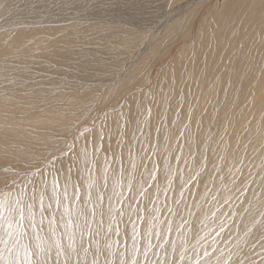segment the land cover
<instances>
[{"label": "bare ground", "instance_id": "1", "mask_svg": "<svg viewBox=\"0 0 264 264\" xmlns=\"http://www.w3.org/2000/svg\"><path fill=\"white\" fill-rule=\"evenodd\" d=\"M4 1L6 0H0L1 3ZM62 1L60 3H64V1L66 0H64L63 2ZM41 2L45 6V10H44L45 12H47L46 11L47 7L53 9L56 7V4L60 5L58 0H54V1L40 0V3ZM69 3L70 1L68 2V4L66 3L65 4L69 5ZM101 4L103 5V3ZM25 5H27V3H25ZM62 5L63 4H61L60 7H64ZM21 6L22 5H20L19 7ZM30 6L28 4L27 7L26 6L25 7L26 9H28V7ZM211 6H212L210 7V13H212L211 18H209L206 23L200 22L201 20H199L196 23V27L193 28L194 29L193 37L190 36L191 39H188V41H185L186 38H189L190 35L188 29H185L181 32L179 31L180 33H178V35L175 36L174 35L175 33L172 30L174 29V27L172 25L165 27L164 30L165 35L163 37L164 39L163 40L161 39L162 41L157 43V45L153 47L151 52L155 54L168 53L176 43L178 44L177 46L178 48L172 51L173 53L171 54L172 58L169 59L170 63L169 60L167 59L164 62L163 66L158 68L156 67L153 68L155 72L158 71L156 73L157 75L162 74L160 77V81L159 79L158 81L163 82V87L160 88V86L157 85L158 84L157 81V84L155 86L156 90L154 92L152 90L151 91L149 90L145 94L142 93L136 95L135 99L132 101L129 99L130 100L129 114L127 113L125 117H121L120 114L112 118V124L114 125L113 130L115 133V140L118 141V144L117 145L115 144L113 146L114 149L113 155L115 156L107 157L106 155V157L109 158V160H107V158L103 156L104 160L106 158L107 161L106 165L110 163V167H107L105 165V169L109 168L111 177L114 175L119 176V174L126 175L128 173V170L127 173L125 172V170L122 171L125 162V155H122V153L134 152L136 145V144L134 145V143L137 141V139L135 138L136 136L132 137L131 134L129 135L130 130L129 131L125 130L127 133L125 137L127 141L125 143L121 142V140L118 139H120L122 136V132H123L122 130L130 126L131 121L134 120L136 116L138 117L137 113L139 114L140 110H137L135 105L137 104L136 106H138L139 109L141 107V103L147 105L149 103L150 106L149 105L148 106L151 107V111H153V113L149 111L151 112V114H153V117L149 116V118L151 119V121H153V118H155L154 114L156 116L157 115L160 116V114H162L160 117L163 118V114L167 110L165 108V104L167 100H165V97L162 99L161 96L163 97L165 93L171 95L169 100L170 107H168L169 108L168 111L170 113L167 114V118H165L163 123L164 124L166 123L172 134L174 133L178 134L181 131L184 132V134L181 135L182 138L181 142L179 140L180 143H177L178 141L176 137L174 138L167 137L166 140L167 141L170 140L171 143L177 141L176 146L172 144L170 145L161 144L158 146V149L160 148L159 150L161 153L166 155L168 151L170 152L171 160L167 157H163V156L157 157L155 156L156 154L155 155L151 154V151L156 147V145L154 144L157 142L154 141L153 144L150 146L151 140L156 135V133L153 132L151 133L149 138L150 141L148 145L149 146L148 156L146 154L142 156L143 162H141L140 158H137L136 161L133 162L131 161L133 164L137 165L138 168H143L145 170V168L147 167L148 160H150L151 157L156 159V161L153 164H155L154 166L155 168L158 167L156 169H159L158 177L160 178H158V180L160 179L161 183L159 184L158 181L157 183L159 185L156 184L158 185L157 192L159 193V196L158 193L156 194L158 196L156 197L157 198L156 209L155 211L153 210L151 213V209L149 210L150 205L148 206V203L150 202L148 201V203L146 202L148 212L150 213L151 217L154 216L157 218L160 217L164 219V216L166 215L165 209H168L170 206L166 208L168 201H166L165 199H167L168 194L164 198L162 197L163 194L166 193L169 188L172 189L173 186L179 187V182L183 177V174L185 177H188V179L190 178L192 179L194 176H196L197 170L199 169L198 165H200V160L195 161V163L197 162L195 164L193 162L194 158L197 157L201 158L203 156H208L207 158L208 166L206 169V174L202 176L203 178L199 179V181L197 179L198 182L194 181L195 185H197L196 187L194 186V188H196V190L199 191V197L198 198L195 197L196 199L191 202V206H192V207L190 206L191 212L189 211L188 206L182 207L183 209L182 210L181 204L179 205L176 202L180 206V210L177 212L178 215L177 216L173 215L174 217L172 218V215L168 213L169 215L168 216L166 215L168 218H166L163 224L168 226V223L174 222L175 224L173 225H177L178 227H180L183 224L181 223V225H179L183 217H187L185 219V227H186L188 225L186 224L187 223L186 220L189 221L190 218H193V222L190 223V225L192 224V227L190 226V229H193L191 230V232L192 231L193 232L190 235L193 236L195 245L192 248L186 249L188 250L187 253L184 252V257L182 256L183 259H185L186 257L187 262H184L186 264H197V262H199V264H264V0H223L221 3L218 2L217 4L215 3L214 6L213 5ZM10 7L12 6L10 5ZM32 7L30 8V10L32 9V13H34L36 9L33 12L34 7L33 8ZM0 8L2 7L0 6ZM35 8H39V7L35 6ZM87 8L88 5L86 6L85 9ZM64 9H62L61 12H63ZM219 9L220 11H218ZM246 10H248L249 12L246 13ZM23 11L21 9L22 14ZM67 11L69 12V10ZM27 12H25L26 16L24 14L25 17H27L28 15ZM61 12L59 13L61 14ZM35 13L37 14V12ZM63 13H65V11ZM30 14L31 13H29V15ZM44 14L46 13H43V15ZM60 14H59V18L61 17L63 20H65L64 22L68 24L67 26H57V29H54L55 25L54 23H52L53 21L49 20L51 23H48V21L43 22V18L42 20L40 18L41 21L39 19L36 20L41 23H38L35 20L36 24L33 23L27 26L25 31L21 30L20 27L21 24L16 25L18 23L15 22L9 24L10 25L9 28H11L9 31L5 33L1 32L0 34L3 36L0 37V61L6 60V58H8L9 61H12V59L16 57H18L20 60V68L12 69L11 72V74L13 72L15 73L17 72V74H15L13 77L9 75L7 78L10 79L12 83L8 84L3 92H0V158H2V164L4 165L10 164L11 166L14 165L15 167L16 166L15 162L18 160L20 162V167H22L26 162V160H23L22 158L23 157L22 152H26L25 149L23 148L24 145L26 146L30 143L33 144L40 143V141L42 144L43 142L42 140L44 141L46 140L48 142L52 141L53 139L51 140V137L57 134L56 129L57 130L60 129V127L66 125V123H71V120L74 119L75 117V114L72 113V109H74L75 105H73L72 101L69 100L61 102L58 108L50 107L41 112L38 111V109H36L37 111L34 110V108L36 107L35 105L36 101L43 102L47 98H50V95L55 94V92H57L59 87V84L57 83L52 84L46 78L36 79L37 74L43 75L49 72V68L45 64L41 66V65H37V63H41L42 61H45L46 63L47 60H54L57 62L61 59V56L63 54H66L65 50L74 49L77 46V43H82L83 45L90 44L88 42H90V40L93 39L94 37L96 38L103 37L105 42L104 49L106 50L118 52L123 49L124 51L127 52L130 49V45H128V42L131 41V38L134 37L136 33L140 34L141 36L146 34L144 30L142 31L139 30L136 33H134L133 30L129 32L130 30L126 28L122 30V33L119 35L120 38L118 39V42H111L114 38H111L107 34H105V32L107 31H105L104 27L99 29L100 34H97L95 32L94 23L96 19L94 18L95 16L93 15V13L91 14L90 12L89 15H87L88 13H84V15H81V19H79L78 16H77L78 18L75 17L78 14H73V15L71 14V16L69 14L68 15L67 14L60 15ZM85 14L86 17L82 18V16H85ZM18 15L20 14H17V16ZM54 15L53 18L57 16ZM45 17L44 19L47 20V18ZM183 18L184 17H182L181 19ZM59 20L60 19H58V22ZM21 22H24V19ZM60 22L62 23V20ZM71 22L73 23L72 25L70 24ZM180 22L181 20L178 21V24H180ZM26 24H29V22ZM55 24L58 23L55 22ZM77 25L79 26L81 25L82 27L77 30L75 29V26ZM6 27H4L5 31H6ZM63 28L70 29V31L67 33L66 32L62 33L61 30ZM253 30L255 32L252 34ZM11 31H14V33L11 34ZM182 36L185 38V40H183L185 42L178 41L182 39ZM75 51L78 50H74L73 52ZM4 53L8 54L9 56H5ZM8 60L7 62H9ZM147 60L148 59H146V61ZM101 65H103V63H101ZM54 66L56 70L58 69V67H60L59 64L57 66L55 64ZM164 66H165L164 71L160 72L159 70L161 68H164ZM110 69L111 68L109 67V70ZM105 70H108V67ZM1 73L2 76L4 77L6 72L4 73L1 72ZM154 78H155L154 83H156L157 77ZM173 83L174 85H172ZM14 86H17V88L13 89ZM53 88L55 90H52ZM225 89L226 91L223 92ZM145 98L146 99L151 98L150 102L144 103L143 100ZM67 101L69 102L65 104V102ZM181 106L185 107V109L187 110L190 108L192 109V111L190 112L191 114L186 118V120H183L182 117L183 115H181L184 112V108L179 113L175 112ZM230 106H233V108L236 107L235 110L233 111V114L227 112V109ZM141 110H142L141 111V115H142L143 114L142 112H144L145 109L143 110L142 108ZM144 113H147V111H145ZM44 115L46 116V118L42 120V117H44ZM159 116L158 118H160ZM214 117L215 119L217 117L220 120L221 128L220 130L218 128L219 131L215 134L214 137L212 136L213 138L211 137L212 140L211 142H209L208 128L206 126L209 124L208 121L213 120ZM164 126L165 125H163L162 127ZM152 127L150 129H152ZM75 128H76V124H75ZM71 129L73 130L72 127ZM153 130H155V128H153L152 131ZM68 133L70 132H68V130L66 129L64 134H68ZM40 134L43 135L42 139H41L42 136L40 137ZM179 136L180 134H178V137ZM207 143H211L212 148L206 151L205 148ZM181 148L183 149V151L180 154L179 151L181 150ZM32 149L33 148H31V150ZM139 150L137 151V153L139 152L142 154V152H140ZM106 152H108V149L106 150ZM106 152L104 153V155L110 153L111 151L108 153ZM157 154H159V151L157 152ZM131 159L133 158L131 157ZM86 161L89 165L88 159ZM11 163H13V165ZM126 163H128V161ZM83 164H81V166ZM28 166L29 165L27 166L24 165L23 167H28ZM83 166L80 167L79 169L80 171L84 169ZM103 170L104 169H102V171ZM85 171L88 170L86 169ZM59 172L60 173L56 179L57 181L63 182L68 176L67 175L68 172L66 173L63 167L60 169ZM78 173L81 174L83 172L78 171ZM89 173L91 174V172ZM173 173L174 174L176 173V178L174 179L173 182L166 184L168 177H173L174 175ZM83 175H86V172L85 174H81L77 176V177L80 176L79 183L82 185L84 183L80 182L81 178L82 179L86 178V177L84 178ZM146 175H149V170L146 171ZM136 178L139 179L140 177L138 176ZM86 179L89 180L90 178H86ZM98 179L99 178L93 180L95 184L98 182L100 183ZM76 180L77 178H75V181ZM140 180L143 179L141 178ZM147 181H148L147 183H149L148 179ZM153 181H155L154 178ZM185 181L187 182L189 180H185ZM102 184L103 183H101V187ZM142 184L143 183L141 182V185ZM48 187H50V185ZM141 187L142 186H140V188L138 187V189L143 188ZM181 188L182 187L178 189ZM194 188H192V190H195ZM100 190L97 189V192L95 193L94 199L96 202H94L93 204L92 211L91 210L89 211L91 206L87 205V203L85 204L84 207L82 206L83 208L82 210H80L81 208L79 209L81 211V215L80 216L77 215V216L80 217L79 218L80 222H85V223L88 222L89 220L88 218L92 217L91 213L95 211L98 212V210H100L103 202L102 201L103 198L100 197L102 196L101 195L102 192H100ZM192 190L190 188L189 191ZM177 191L178 190L176 189L175 196H177ZM195 193L197 192L195 191ZM203 193L204 196L207 197L210 195L212 196L213 198L212 209H206V210L203 209V199H204L202 196ZM71 196H73L74 198V194ZM78 198L77 200H79ZM151 198L148 197V199ZM153 199L154 198H152L151 200ZM65 201L68 202V200ZM140 201L142 202L143 200L140 199ZM75 203L77 204V202ZM49 204H52L54 206L52 208H47L43 213V222H44V226L42 227L43 230L40 231L41 228L37 225V223H35L36 227L34 228L32 223L30 222L31 218L26 219V225H27V234L29 236L28 238L31 239L33 248L39 250L37 245L40 242L37 241L36 239V233H38L39 236L43 238L42 243L48 255L51 254V257L48 258L54 259L56 258L57 250L55 248V241L57 239L60 240V242L64 245V248L66 250L69 249L68 247L70 243L69 236L70 235L72 236V230L70 228L71 218L70 216L66 215V211H65L66 207L64 205L65 204L64 202L59 207V212H57L58 215L56 216L55 221L52 224H50L49 221L50 219H52L56 207H55V201L53 202V199L45 203V205H49ZM138 205L142 206L143 204L142 205L138 204ZM75 208L77 209V207ZM124 208H123V212H126L125 211L126 209ZM38 209L35 212V221L41 220V217L40 218L38 217L41 216V212ZM170 209H172V207ZM138 210H140V208ZM145 212L146 210L143 213ZM131 213L135 215L136 223H138L139 220H141L140 219L141 212L139 213L140 215L135 214L137 212L135 213L131 212ZM189 213H191L192 216H190ZM99 217L100 219L98 218L99 221L97 225L100 227L99 233L97 234L94 233L95 236L93 235L94 236L93 239H91V241L88 242V244L86 243V240L85 242L82 241L83 239L81 241H82V246L85 248L87 247L86 244L90 245L91 247L93 245H95L96 247L98 246L99 249L96 248L97 251L96 252L94 251L95 253H93V255H96L93 258V260H98L99 264H105L106 262L105 261L106 259L104 258L105 253H103L104 250H102L104 249L103 244L104 241L106 240L104 239V235H105L104 230L106 226L110 227L112 224H114V221L110 219L108 216L99 215ZM144 217L143 219H145ZM176 218L177 220H175ZM211 218H213L212 221L213 226L209 224V219ZM154 220L155 218L153 219V221ZM153 221L150 219L148 220V222H150L151 224L153 223ZM169 225H171V223ZM180 232L183 233V231ZM90 233L92 235V232ZM129 235L130 234L126 235L127 238ZM153 236L150 235L149 239ZM180 236L178 237L179 240L176 239L177 241H180ZM192 236H189L190 237L189 241H185V242L187 243L191 242L193 240ZM28 238L26 240H28ZM177 243H175V245ZM180 244H184V243H180ZM149 245L152 246V242L151 244L149 243L148 246ZM181 250L184 251L183 248ZM150 252H153V250H151ZM175 252L180 256L179 250ZM64 258L65 256L60 257V259H64ZM88 259L92 260L90 258ZM92 261L90 262L84 261V262L85 264H91ZM154 262L152 260L150 263L149 262L148 263L154 264Z\"/></svg>", "mask_w": 264, "mask_h": 264}, {"label": "rangeland", "instance_id": "2", "mask_svg": "<svg viewBox=\"0 0 264 264\" xmlns=\"http://www.w3.org/2000/svg\"><path fill=\"white\" fill-rule=\"evenodd\" d=\"M25 1L26 0H6L2 3L0 2V6L2 7V8H0V34H1V32L5 33L7 31H9L11 29V28H9L10 27L9 24L15 23V22L18 23L16 25H20V24L22 25L23 24L24 26L20 25V27H21L22 31H25L27 26H29L33 23L36 24V22L41 23V22L37 21L38 19L40 20V18H41V20L43 18V22L48 21V23H51L50 21H53L52 23H54V25H55L54 29H57V26H67L68 24L64 22L65 20H63L61 17L59 18V14H60L59 12H61L62 9H64V8L66 10L64 9L63 12L64 11H65V13L67 12L66 13L67 15L69 14L71 16V14L72 15L78 14L75 17L78 16L79 19H81V15H84V13H88L87 15H89L90 12H91V14L93 13V15L95 16L94 18L96 19V21L94 23L95 32L97 34H100L99 29L104 27L105 31H107V32H105V34H107L111 38H114L111 42H118V39L120 38L119 35L122 33V30H124L126 28H128L130 30V31L128 30L129 32H131L133 30L134 33H136L139 30H141V31L144 30V32L146 34L141 36L140 34L136 33V35L131 38V41L128 42V45H130V49L127 52L124 51L123 49L118 51V52L106 50V49H104L105 42H104L103 37H99V38L94 37L93 39H91L92 41L90 40V42H88L90 44L83 45L82 43H77V46L75 47L76 49L74 48L72 50H65L66 54H63L61 56V59L57 62L54 60H47L46 63H45V61H42L41 63H37V65H41V66L45 64L49 68V72L47 74H43V75L37 74L36 79L46 78L52 84H55V83L59 84L60 88L58 87L57 92H55V94L50 95V98H47L45 101H43V102L36 101V104H35L36 107L34 108V110L38 109V111L41 112V111H44L50 107L58 108L60 106L61 102L69 100V101H72L73 105H75L74 109H72V113L75 114V117H74V119L71 120V123H66V125L61 126L64 129L67 127L66 129L70 133L64 134L66 129L64 130L60 127L61 131H60V129H58V130L56 129L57 134L60 135L62 133L63 135L62 134L60 136L57 134L53 135L51 137V140L53 139L52 141L48 142L46 140L45 141L42 140L43 141L42 144L40 141V143H34V144L30 143L26 146L24 145L23 148L25 149V151L27 153L22 152V155H23L22 158H23V160H26L27 163L25 162L24 165H26V166L29 165L28 167H23L24 165L22 167H20V162L18 160L15 162L16 164L14 163L16 165L15 167H14L13 163H11L13 166H11L10 164L4 165V164H2V158H0V189H1L0 199H4L8 203H12L17 197H19L21 200L25 201L26 203H31L32 201L29 197L32 196L33 189L40 190L42 184H46L47 188L44 190V203L48 202L49 200L51 201L52 200L51 196H53V193H52L53 191H52V187H51L53 184V180L55 179L57 181L56 178L60 173L59 172L60 169L63 167L64 171L66 173L68 172L67 173L68 176L66 177V179L63 182L58 181V187H57L58 190L56 189V193L58 192L57 195L61 199L60 200L61 204L65 202L64 205H65L66 209L68 210L66 212V215L70 216V218H71L70 228L72 230V237L74 240L73 247L76 249V251L72 252V249L69 248L66 252V256L71 258L72 264H75L76 260H80L81 264H85L84 261L90 262L96 256V255H93V253H95L97 251V249H99L98 246L96 247L95 245H93L91 247L90 245H87V244L95 236L94 233H96V234L99 233L100 227L97 226L98 221L100 219L99 215L108 216L110 219H112L114 221V224H112L110 227L106 226V228L104 230V234H105L104 239H106V240L104 241V244H103L104 249H102V250H104L103 253H105V255L103 254L104 258L106 259L105 261H107V262L109 261V264H111V262H115V264H119L120 260H122V259H127L130 262L132 258L137 259L139 261V264H145V259H147V261L149 263L152 260H153V262L155 261L154 264H180V262H181V264H182V262H183V264H186V263H184V262H187L186 257H185V259H181V257L182 256L184 257V252L187 253L188 250H186V249L192 248L195 245L194 238L192 235H190L193 232V231L191 232V230H193V229H190V226L192 227V224L190 225V223L193 222V218H190L189 221L186 220V222H187L186 224H188L186 227H185V219L187 217H183V219L181 220L179 225H181V223H183V224L180 227H178L177 225H173V224H175L174 222H170L171 225H169L170 223H168V226L164 225L163 222L166 220V218H168L167 216L169 214L172 215V218L174 216L178 215L177 212L180 210V206H179L180 204H181V209L184 206H188L189 211L191 212V207H192L191 202L196 199L195 197H197V198L199 197V191L196 190V188H194V186L195 187L197 186V185H195L194 181H197V179L199 181V179H202L203 178L202 176H204L206 174V169L208 166L207 165L208 156H203L204 158L203 157H201V158L197 157L199 159L194 158V161H193L194 163H195V161L200 160V165L197 164L199 169L197 170L196 176H194L192 179L190 178L191 179L190 180V179H188V177H185L183 174V177L180 180V182H182V183L179 182V187L173 186L172 189L169 188L170 190L168 189L167 192L163 194V196H162L163 198L166 197L168 194L167 199H165L166 201H168V203H167V207L166 206L165 207L168 208V206H170L168 209H165V214L167 216L165 215L164 219H162L160 217L157 218L154 216L151 217L150 213L148 212V208L146 206L148 201H149L150 203H148V206L150 205L149 210L151 209V213L153 210L155 211L156 206H157V198L156 197L159 196V193L157 191H158V185L161 183V180L160 179L158 180V178H160V177H158L159 176V171H158L159 169H156L158 167L155 168L154 167L155 164H153L156 161V159L151 157V159L148 160L147 167L145 168V170L143 168H138L137 165L132 163L133 161H136L137 158H140L141 162H143L142 156H144V154H146L148 156V153H149L148 152L149 151L148 145H149V141H150L149 138H150L151 133H153V132L156 133V135H155V137H153V139H152L153 141L151 140L150 146L153 144L154 141L155 142L157 141V142L154 144V145H156V147L151 151V154H153V155L156 154L155 156H157V157L158 156L167 157L171 160V154L169 151L165 155V154L160 152V150H159L160 148L158 149V146L161 144H168V145L172 144V145L176 146L177 143L181 142V139H182L181 135L184 134L183 131L178 133V134H180L179 137H178V134H176V133L172 134L170 129L166 125V123L165 124L163 123L165 118H167V114L170 113L168 111L169 110L168 107H170V101L169 100H170L171 95L165 93V95L163 97L161 96L162 99L165 97V100H167V102L165 104V108L167 110L163 114V118L160 117L162 114H160V116L159 115L156 116L154 114V117L156 118V120H155V118H153L154 122L151 121V119L149 118V116L153 117V114H151V112L153 113V111H151V107H149L150 105L148 103V102H150L151 98H149V99L145 98L143 100V102L144 103L147 102L149 106L147 104L141 103L140 108L141 109L143 108V110L145 109L144 112L147 111V113L142 112L143 114L141 115L142 110L140 108L138 109V106H136L137 104L135 105L137 110H140L139 114L142 117L137 113L138 117L139 116L140 117L138 118L136 116L137 118L135 117V119L131 121L130 126L124 128V130H122L123 131L122 136L120 139H118V140H121V142L125 143L127 141L125 138L127 135L125 130H127V131L130 130L129 135L131 134L132 137L136 136L135 138L138 141V142L136 141L134 143V145L136 144L134 152H132V153L126 152L127 154L125 152L122 153V155H125V162H124L125 168L123 167L122 171L125 170V172L127 173V170H128V173L126 175H124V174L120 175L119 174V176L114 175L115 178H114V176L111 177V174L109 172L110 170H109V168H107V167H110V163H108V165H106L107 164L106 158L108 156L109 157L115 156V155H113L114 154L113 146L115 144L116 145L118 144V141L115 140V133L113 130L114 125L112 124V118L117 116V115H120V114H121V117H125L127 113L129 114V112H130V109H129L130 103L129 102H130V100L131 101L134 100L136 95L142 94V93L145 94L149 90L150 91L152 90L153 92L156 90L155 86L157 84L158 79L160 81V77L162 74L157 75L156 73L158 71L155 72L153 68H155V67L158 68V67L163 66L164 62L167 59L169 60L172 58L171 57V54H173L172 51H174L176 48H178L177 47L178 44L176 43V44H174V46L170 49V51L168 53H165V54L164 53L163 54H157L156 53L155 54V53L151 52L153 47L155 45H157V43H159L160 41H162L164 39L163 37L165 35L164 34L165 33V31H164L165 27L172 25L174 27V29H172V30L175 33L174 34L175 36H177L178 33H180L181 31L188 29L190 32L189 38H186V40H185V38L182 36V39L178 40L180 42H182L183 40L188 41V39H191L190 36L193 37V33H194L193 28L196 27V23L199 20H201L200 22L206 23L208 21V19L211 18V15H212V13H210V7H212L211 5L214 6L215 3L216 4L218 2L221 3L223 0H75V1L74 0H66L67 2L63 0L64 3H60L62 0H58L60 5L63 4L62 6H64V7H60V5L56 4V7L53 9H50L47 7V10H46L47 12L44 11L45 6L42 2L40 3V0H37V1L36 0H31V1L27 0L26 2ZM69 1L71 4L69 3V5H66V4H68ZM71 1H73V2H71ZM25 3H27V5L29 4V6L32 5L34 8L32 6H30V7H28V9H26L27 5H25ZM37 3H39V4H37ZM101 3H103V5ZM89 4H91L92 6ZM104 4H105V7H104ZM10 5L12 7H10ZM15 5H16V7H15ZM20 5H22L23 7L22 6L19 7ZM87 5H88V8L85 9ZM35 6L39 7V8H35ZM102 6L104 9L102 8ZM4 7H6V8H4ZM31 7L33 8V12L36 9L35 12H37V14L34 12L36 15L34 13H32V9L30 10ZM99 7H101V8H99ZM72 8H74V9H72ZM21 9H22V11L24 10L23 14L21 12ZM78 9H79V11H78ZM67 10H69V12ZM18 11L21 13H19ZM54 11H55V13H54ZM71 11H73V12H71ZM218 11H220V9ZM25 12H27L28 15H29V13H31L29 16L27 15L28 18L25 17L26 16ZM42 12L46 13V14H44L46 17L43 15ZM63 12H61V14L66 15ZM247 12H249V11L246 10V13ZM48 13H50V14H48ZM57 13H59V14H57ZM103 13H104V15H103ZM17 14H20L21 16L20 15L17 16ZM24 14H25V16H24ZM54 14L57 15L58 17L55 16ZM53 15L55 16L54 18H53ZM22 17H24V18H22ZM44 17L47 18V20L44 19ZM50 17H52V18H50ZM84 17H86V14H85V16H82V18H84ZM182 17H184V18L181 19ZM57 18L60 19L59 22H58ZM15 19L16 20L18 19V20L16 21ZM23 19H24V22H21ZM30 19H31V21H30ZM35 20H36V22H35ZM61 20H62V23L60 22ZM180 20H181V22H180V24H178V21H180ZM28 22H29V24H26ZM55 22H57L58 24H55ZM70 24L72 25L73 23L71 22ZM176 24H177V26H176ZM4 27H6V31H5ZM81 27H82L81 25L80 26L77 25V26H75V29L78 30ZM69 31H70V29H65V28H63L61 30L62 33H64V32L67 33ZM254 32L255 31L253 30L252 34ZM13 33H14V31H11V34H13ZM0 37H3V36L0 35ZM185 41H183V42H185ZM74 50H78V51L73 52ZM146 54H148V55H146ZM5 56H9V55L5 54ZM143 58H144V60H143ZM146 59H148V60L146 61ZM7 60H8V58H6V60L0 61V89H1L0 92H3L6 89V86L8 84L12 83V81L10 79H7L8 76L11 75L13 77L15 74H17V72L16 73L13 72L11 74L12 69L20 68V60L18 57L12 59V61L8 60L9 62H7ZM153 61H155V62H153ZM53 62H54V64H53ZM101 63H103V65H101ZM169 63H170V60H169ZM55 64H56V66L58 64L60 66V67H58L57 70L54 66ZM107 67H108V70H105ZM109 67L111 68L110 70H109ZM164 69H165V66H164V68H161L159 71L163 72ZM152 71H153V73H152ZM1 72H3V73L6 72L4 77L2 76ZM50 73H53V74H50ZM154 77H157L156 83H154V79H155ZM159 81H158L157 85L160 86V88H161V87H163V82H159ZM174 83L172 85H174ZM16 88H17V86H14L13 89H16ZM52 90H55V89L53 88ZM225 91H226V89L223 92H225ZM166 96H169V97H166ZM137 100H139V99H137ZM69 101L65 102V104H67ZM43 104H44V106H43ZM142 105L144 107L145 106L146 107L144 108ZM183 108H184V112L181 115H183L182 116L183 120H186V118L191 114L190 113L192 111L191 108L187 110V109H185V107L181 106L175 112L179 113ZM235 108L236 107L233 108V106H230L227 109V112L230 114H233V111L235 110ZM149 111H151V112H149ZM227 112H226V114H227ZM135 113H136V111H135ZM143 115H145V116H143ZM158 116L160 118H158ZM44 118H46L45 115H44V117H42V120ZM208 122H209V124L211 123L210 125L208 124L206 126L208 128V134H209L208 135V141L211 142L212 138L215 136V134L221 128V122L217 117H216V119L214 117L213 120H211V121L209 120ZM59 123H60V121H59ZM138 123H139V125H138ZM75 124H76V128H75ZM160 125H161V127H160ZM163 125H165V126L162 127ZM71 127L73 128V130L71 129ZM151 127H152V129L155 128V130L152 131V129H150ZM158 127H159V129H158ZM218 128H219V130H218ZM215 129H216V131H215ZM132 132H133V134H132ZM64 135H66V136H64ZM108 135H111V136H108ZM40 137L42 139L43 135L40 134ZM167 137H170V138L176 137L178 142L176 141L177 143L176 142L171 143L170 140H168V141L166 140ZM44 138H45V136H44ZM179 140H180V142H179ZM92 141H93V143H92ZM146 145H147V147H146ZM31 148H33V149L31 150ZM41 148H43V149H41ZM211 148H212V144L207 143L206 148H205L206 151L210 150ZM107 149H108V152H110V151L111 152L110 153L106 152ZM43 150H45V151H43ZM138 150L140 152H142V154L139 152H138L139 153L138 154L137 153ZM28 151H29V153H28ZM135 151H136V153H135ZM158 151H159L160 155L157 154ZM182 151H183V149L181 148L179 153L181 154ZM105 152L108 154L104 155ZM106 155H107V157H106ZM3 156H4V154H3ZM103 156L106 157L105 160H104ZM131 157L133 159H131ZM87 159H88L89 165L86 161ZM95 160H97V161H95ZM107 160H109V158H107ZM98 161H100V162H98ZM127 161H128V163H126ZM28 163H30V164H28ZM81 164L84 165V166L83 165L82 166L85 170L86 169L88 170V171H85L82 168L86 172V175H83V177L84 178L85 177L90 178L89 180H87L86 178H85L86 180L81 178L80 182L84 183L83 185L79 183V177L80 176L77 177L78 175L85 174V172L83 170L82 171L79 170L80 167H82ZM77 165H79V166H77ZM105 165L107 166L106 167L107 169H105ZM152 165H153V168H152ZM87 166H88V168H87ZM100 167H101V169H100ZM102 169H104V170L102 171ZM129 169H130V172H129ZM147 170H149V175H146ZM78 171L83 172V173L79 174ZM140 171L142 172V174ZM89 172H91V174ZM108 172H109V174H108ZM72 175H74L75 177ZM145 175H146V177H145ZM117 176L119 179L117 178ZM135 176L136 177L139 176L140 178L138 179ZM147 177H149V178H147ZM75 178H77L76 181H75ZM96 178H99L98 181H100V183L98 182L95 184V182L93 180H95ZM141 178L143 180H140ZM153 178L155 181H153ZM175 178H176V173L173 175V177H168L166 184L173 182ZM73 179H74V181H73ZM145 179H146V181H145ZM147 179L149 180V183H147L148 182ZM101 180H102V182H101ZM185 180H189V181L186 182ZM135 182H137L138 184L140 183V184L138 185ZM141 182L144 185L143 184L141 185ZM193 182H194V184H193ZM38 183H39V185H38ZM101 183H103L102 187L105 186L106 188L103 187V189H102ZM120 184H122V185H120ZM133 184L134 185L136 184L135 187ZM156 184H158V185H156ZM181 184H183V185H181ZM49 185H50V187H48ZM95 185L96 186L98 185L97 186L98 188ZM140 186H142L143 188L141 187L142 189H138V187L140 188ZM144 186H146V187H144ZM95 187H96V189H95ZM100 187H101V190H100ZM180 187H182V188L178 189ZM190 188H191V190H192V188H194L195 190L189 191ZM25 189H26V191H22ZM59 189H60V191H59ZM97 189H99L100 192H102L101 193L102 196H100V197L103 198L102 199L103 202H102L100 210H98V212L95 211V212L91 213L92 217L88 218L89 223L88 222H86V223L80 222L79 221L80 217H78V216L81 215L80 210L83 209L82 206L84 207L85 204L87 203V205L91 206L89 211L90 210L92 211L93 204H94V202H96L94 199V196H95V193L97 192ZM152 189H153V191H152ZM176 189L178 190L177 196H175ZM61 190H62V192H61ZM179 190H181V191H179ZM195 191L197 193H195ZM60 192H61V195H60ZM103 192H105V193H103ZM62 193H64V194H62ZM137 193H139V194H137ZM144 193H145V195H144ZM154 193H155V195H154ZM157 193H158V196L156 195ZM179 193H180V195H179ZM73 194H74V198H73V196H71ZM14 195H16V196H14ZM135 195H136V197H135ZM64 196H66L67 199ZM69 196H71V197H69ZM147 196L150 198L152 196V198H154V199L153 200H151L152 198L148 199ZM202 196L204 198L203 199V209H205V210L206 209H212L213 208L212 196L211 195L208 197L204 196V193L202 194ZM48 197H51V198H48ZM77 198L79 200H77ZM185 198H187V199H185ZM104 199H105V201H104ZM140 199L143 201L141 202ZM65 200H68V202ZM69 200H71V201H69ZM72 200L74 203L72 202ZM80 201H82L83 203ZM138 201H139V203H138ZM53 202H54V200H53ZM75 202H77V204L79 202V204L77 205ZM67 203H68V205H67ZM37 204H38V202H37ZM73 204H76V205H73ZM103 204H104V206H103ZM138 204H140V205L143 204V205L139 206ZM152 204H153V207H152ZM186 204H189V205H186ZM125 205L126 206L128 205V206L126 207ZM136 205H138V206H136ZM172 205H174V206H172ZM79 206H81V207H79ZM75 207H77L78 210ZM132 207L134 210L132 209ZM171 207H172V209H170ZM38 208H39V205H37V207L34 209V211L36 212V210ZM123 208L126 209L125 210L126 212H123ZM139 208H140V210H138ZM38 210H40V209H38ZM130 210L133 213L137 212L135 214H139L141 212L140 213L141 214V216H140L141 220H139L138 223H136L135 215H133L130 212ZM145 210H146V212L143 213ZM76 211H77V213H76ZM79 211H80V214H79ZM173 211H175V212H173ZM57 212H59V209L56 210V208H55V211L53 213L55 216V219H56V216L58 215ZM121 214H122V216H121ZM189 214H190V216H192L191 213H189ZM4 215L6 218L5 223L3 224L2 227H0V236L4 237V243H0V251L4 250L5 244L11 245L13 243V240H18L20 253L17 256V259H23V251L22 250L25 246H27L30 251L36 253V255H34L32 257V259H40L41 257L39 255V250L33 248V244L31 242V239L28 238L29 236L27 234L26 220H25L24 225H23L24 232L26 234L21 236L20 235V229L14 226V228L12 229V233H13L12 239H9L7 236L4 235V233L6 231H8L6 221H7V219H9V217H8L7 212H5ZM94 215L96 218L94 217ZM38 217L40 218L41 216H38ZM143 217L146 220L143 219ZM154 218H155V220L153 221ZM115 219H116V221H115ZM149 219L153 221L152 224L150 222H148ZM175 220H177V218ZM40 221L36 220L35 223H37V225L41 228L40 229V231H41V230H43L42 227L44 226V222L41 223ZM132 221H134V222H132ZM212 221H213V218L209 219V224L211 226H213ZM92 222H93V224H92ZM133 223H135V224H133ZM156 226H157V228H156ZM159 229H160V231H159ZM188 229H189V231H188ZM180 231H183V233ZM90 232H92V235ZM83 233H84V235H83ZM79 234H80V236H79ZM128 234H130V235L127 238L126 235H128ZM148 234H149V236L150 235L151 236L154 235V236L149 239ZM145 235H146V237H145ZM180 235L183 237H181ZM179 236H180V241H177V240H179L178 239ZM189 236H192V238H193L192 241L194 243L192 241H191L192 243L188 242L189 244L187 242H185V241H189V238H190ZM23 237H24V239H23ZM27 238H28V240H26ZM81 240L84 242L86 240V243H87L86 248L82 246ZM172 240H173V242H172ZM149 241L152 242V246L154 248L151 245L148 246L149 243L151 244V242H149ZM175 241H177L178 243ZM175 243H177V244L175 245ZM180 243H184V244H180ZM178 244H180V245H178ZM185 246H187V247H185ZM91 248H92V250H91ZM149 248L150 249L152 248L151 250H153L154 253L150 252L151 250ZM180 248L181 249L183 248L184 251L181 250ZM134 249H135V255H134ZM178 250L180 251V256H179V254H177L175 252ZM91 254H92V256H91ZM73 255H76L77 257L73 256ZM48 257H51V254H49ZM88 258H90L92 260H89ZM48 259H49V261L53 260L50 258H48Z\"/></svg>", "mask_w": 264, "mask_h": 264}, {"label": "snow or ice", "instance_id": "3", "mask_svg": "<svg viewBox=\"0 0 264 264\" xmlns=\"http://www.w3.org/2000/svg\"><path fill=\"white\" fill-rule=\"evenodd\" d=\"M58 187V181L55 179L53 180L52 184V191L53 196L52 199L55 201V207L56 209H59L61 205V201L59 196L56 194V189ZM47 188L46 184H42L40 190L33 189V194L30 197L31 203H26L25 201L21 200L19 197H17L12 203H8L4 199H0V227L3 226L5 223V215L4 213H8L9 219H7V229L4 233L5 236H7L9 239H12L13 233L12 229L15 227L20 229V235L23 236L26 233L24 232V222L26 219L31 218L30 222L32 223L33 227H36L35 224V211L34 209L37 207V202L39 205V209L41 212V223L43 222V213L47 208H52L53 205H45L44 203V190ZM22 191H26L22 190ZM68 211L67 209L65 210ZM55 221V216L53 214L52 219H50L49 223L52 224ZM36 239L40 243H38L37 247L39 248V255L40 259H32L34 255H36L35 252H32L29 250L27 246L23 248V259H17V256L20 253L19 249V241L13 240V243L11 245L5 244L4 250L0 251V264H72L71 258L66 256V249L64 248V245L60 242L59 239L55 241V248H56V258L51 260V262L48 259V253L46 249L43 246L42 240L43 238L39 236L38 233H36ZM69 248L72 249V252H75L76 249L73 247L74 240L73 237L69 236ZM0 243H4V237L0 236ZM15 249V250H14ZM134 255H135V249H134ZM61 256H65L64 259H60ZM183 259V257H181ZM75 264H81L80 260H76ZM91 264H99L98 260H93ZM105 264H109V262H105ZM111 264H115V262H111ZM119 264H139V261L135 258H132L131 261L127 259L120 260ZM145 264H148L147 259H145ZM199 264V262H197Z\"/></svg>", "mask_w": 264, "mask_h": 264}]
</instances>
